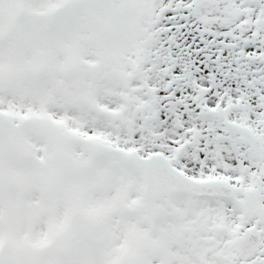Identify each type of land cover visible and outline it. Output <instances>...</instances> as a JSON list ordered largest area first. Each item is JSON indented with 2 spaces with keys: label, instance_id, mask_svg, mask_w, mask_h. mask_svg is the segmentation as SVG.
Returning <instances> with one entry per match:
<instances>
[{
  "label": "snow or ice",
  "instance_id": "obj_1",
  "mask_svg": "<svg viewBox=\"0 0 264 264\" xmlns=\"http://www.w3.org/2000/svg\"><path fill=\"white\" fill-rule=\"evenodd\" d=\"M0 264H264V0H0Z\"/></svg>",
  "mask_w": 264,
  "mask_h": 264
}]
</instances>
